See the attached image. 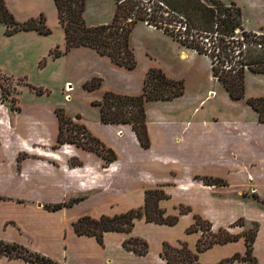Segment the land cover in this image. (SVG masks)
<instances>
[{
  "label": "crops",
  "instance_id": "obj_1",
  "mask_svg": "<svg viewBox=\"0 0 264 264\" xmlns=\"http://www.w3.org/2000/svg\"><path fill=\"white\" fill-rule=\"evenodd\" d=\"M172 1L180 11L188 6L185 0ZM222 1L228 4L230 0ZM198 2L212 6L209 0L189 1L192 6ZM232 2L241 9L235 0ZM242 24L247 30H261L264 34L262 24L258 28L248 27L244 21ZM145 25L150 31L166 34L162 29ZM47 35L36 30L20 31L3 35L0 41L6 37L18 38L25 46L35 47V60L49 52L47 64L39 67L50 66V72L63 79L66 115L84 124L92 135L113 149L117 159L106 164L97 152L76 144L65 143L56 148L60 123L56 108L60 105L39 100L37 96L32 105L20 107L16 112L0 99V196L3 197L0 239L19 242L61 264H170L161 255L163 243L178 245L186 241L195 249L203 231L186 230L195 223L197 214L210 221L214 233L226 228L232 234H242L254 222L259 223L254 255L259 264H264V202L253 196L256 193L264 199V122L247 102L249 97L264 96V88L252 93L247 85L246 97L229 99L231 110L242 109L225 117L202 113L199 108L205 98L199 103L188 102L185 93L173 99L147 102L150 147L146 148L131 123L103 122L100 107L92 102L102 100L107 91L141 94L150 68L162 69L168 77L185 82L182 76L174 74L177 66L151 59L147 69L135 72L136 67L117 65L88 46L73 47L67 54L52 58L51 44L45 45ZM173 41L183 60L191 56L208 58L174 38ZM57 45L64 47L65 34L64 44ZM76 54V66L72 68L80 72L83 86L94 77L103 80L100 87L85 89L91 94L90 110L70 105L72 93L78 87L72 78L56 69L64 67ZM103 57H108L110 62ZM250 74L264 75L247 70V78ZM210 76L214 79L213 74ZM68 85L71 91L67 90ZM23 154L25 157L19 160ZM203 177L219 178L223 183L209 185ZM154 188L163 189L167 195L160 201L166 214H179L181 206L191 209L180 215L176 226L138 218L132 231H106L103 243L96 236L76 232L74 223L83 216H114L144 206L146 190ZM75 198L82 199L58 210L45 208V204ZM239 218L244 219V225H234ZM132 236L148 240L150 250L146 255L124 247V241ZM245 250V236H241L236 241L215 244L199 258L202 264H216L236 253L244 254ZM0 264L33 263L2 256ZM235 264L247 263L236 261Z\"/></svg>",
  "mask_w": 264,
  "mask_h": 264
},
{
  "label": "trees",
  "instance_id": "obj_2",
  "mask_svg": "<svg viewBox=\"0 0 264 264\" xmlns=\"http://www.w3.org/2000/svg\"><path fill=\"white\" fill-rule=\"evenodd\" d=\"M158 1H162L166 7L160 5ZM185 1L188 6L184 11H180L172 0H156L154 2L151 0H116L117 9L112 22L92 26L87 24L84 16L87 0H54L59 23L65 31L66 42L63 48L60 45L53 48L50 56L57 58L70 52L73 47L88 46L100 54L110 57L117 65L135 68L137 62L134 51L130 46V35L134 25L138 21H143L162 29L182 45L210 57L212 74L224 86L229 95L233 99L246 97V71L264 73V49L249 48L248 53L240 58L241 50L237 51L234 48L233 39L227 38L228 33L233 32L237 27L243 26L241 9L233 3L240 14V20L234 23L233 19L235 18H231V13L227 17L221 14L224 10L230 11V8L222 0H209L212 6L200 2L192 6L189 3L190 0ZM178 15H183L186 20H182ZM173 22L180 25L184 24V26H182V29L181 27L178 28L172 24ZM0 24L5 26L6 35L28 30H36L46 35L52 32L47 25V18L44 13L20 21L9 9L5 0H0ZM183 27L185 28L183 29ZM243 34L247 35L245 30ZM209 36L213 37L208 39ZM261 40L264 43V38ZM254 42L257 44V40H254ZM47 62L48 58L45 57L40 61L39 66L44 67ZM2 78L3 75L0 71V99L2 103H5L8 99L9 90L3 85ZM102 81V78L94 77L84 83V88L87 90L96 89L102 85ZM28 85L39 95L50 93L48 89L43 87L31 83H28ZM184 93V80L170 78L161 69L151 68L147 72L144 90L141 94L128 95L107 91L102 100L93 101L92 103L100 107L103 122L131 123L140 143L147 148L150 147V136L147 127L146 103L152 100L173 99ZM247 102L258 112L259 120L264 122V96L249 97ZM9 108L16 112L21 110L19 106L12 104ZM56 113L60 122L59 144L76 143L78 146L95 151L105 159L106 164L117 159V154L113 149L108 148L99 138L92 135L84 124L77 123L73 118L68 117L64 107H57ZM76 117L79 118L80 115ZM23 157H25V154L20 155L19 160ZM202 179L209 185L223 183L219 178L203 177ZM253 196L264 202V199H261L256 193ZM166 197V193L161 188L148 189L146 190L144 206L114 216L103 215L100 218H94L86 215L74 223V228L78 234L96 236L98 241L103 243L106 231H132L138 218H145L148 222L176 224L179 217L167 215L166 211L160 207V201ZM2 199L3 197L0 196V200ZM81 199L75 198L65 202L45 204V208L58 210L65 206H71ZM190 211L189 207H180L181 214ZM195 220L196 222L188 228V231H203V236L197 244V253L193 252L187 243L174 246L165 241L161 255L168 263L201 264L199 261L200 252L213 247L215 244L236 241L241 236H245L246 250L244 254L236 253L216 264H235L236 261L259 264L257 257L254 255V243L259 230V223L254 222L253 229L245 230L242 234H232L226 228L219 229L217 233L212 232L210 221L200 215L196 214ZM244 224L243 218H239L234 222V225ZM209 236L212 238L207 240ZM123 245L138 255H146L149 252L148 241L141 237L132 236L126 239ZM2 256L11 259L23 258L33 264H61L19 242L0 239V258Z\"/></svg>",
  "mask_w": 264,
  "mask_h": 264
},
{
  "label": "rangeland",
  "instance_id": "obj_3",
  "mask_svg": "<svg viewBox=\"0 0 264 264\" xmlns=\"http://www.w3.org/2000/svg\"><path fill=\"white\" fill-rule=\"evenodd\" d=\"M5 1L15 17L20 21H25L31 17H37L41 13H44L47 18V25L52 31L45 37V39H47L45 45L48 46L51 44L50 48H54L57 44H64L65 31L59 23L54 0ZM232 1L233 0H230L226 2L228 4H225L230 8V11L224 10L223 12H221V14H224V16L227 17V15L231 13V18H235L233 19L234 23H237L240 20V14L237 11L236 7L233 5ZM235 1L242 9V23L244 21L245 24L251 28H258L261 24L264 25V0ZM116 9V0H87L84 16L88 25L96 26L106 24L112 22ZM145 23L143 21H138L134 25L130 35V46L134 51L135 59L137 62L135 72L147 69V67H149L152 62L151 59L157 60L158 62L160 61L164 65H176L177 69L174 71V74L180 75L185 79L184 99H186V101L188 102L194 101L199 103L201 99L205 98V101L199 108L200 110L202 109V113L206 115L217 114L220 117H225L229 116V113L233 112L236 115V113L242 109L237 108L235 109V111L231 110L232 108L229 102L232 97L215 77L214 79L211 78L210 75H212V67L210 63V57L206 59L204 57L191 56L187 60L181 59L178 55V46L174 44L175 42L173 41V38L161 32L150 31ZM172 24L177 26L178 28L181 27V29L182 26H184V24L180 25L179 23L176 24L175 22H173ZM242 27H237L233 32L228 33L227 35L228 39H233L235 46L234 48H236L237 51L241 50V53L239 54L240 58L248 53L249 48L252 49L253 47H255L254 45H256V42H254V40H257V43H259L262 42L261 39L264 38V34L261 30L255 32L247 30L244 27V29L242 30ZM244 30L246 31L247 35L243 34ZM0 31L1 39L3 35H6L5 26L0 24ZM211 37L213 36H209L208 39H210ZM259 49H264V47ZM48 53L49 52L44 54L40 59L35 60L37 56L35 47L25 46V44H23V41L19 40L18 38L6 37L5 40L2 38V40L0 41V71L3 75L2 83L9 90L8 99L5 102L8 107H10L12 104L25 109L26 107L34 103V100L37 96H40L37 97V99L39 100H48L51 103L60 105V107H64V105L67 103V101H65L66 88L64 87L63 79L61 77H55L50 72V69H52L50 66L42 69L38 65L39 60L43 59V57H49ZM77 56V54L76 56H72L71 58H69V61L64 65V67L57 66L56 69L62 71L65 76H69L70 78H72L74 84L78 87L76 91L72 93L73 97L70 105H73V107L79 106L82 109L90 110L91 94L89 93V91L85 90L83 84L80 83V72L75 68H72L73 65L76 66L75 61ZM103 58L105 59V61H109L108 57ZM171 59H173V61H170ZM28 83H31L35 86H43V88L48 89L50 93H44L43 96L39 95L34 89L29 87ZM245 84L246 87L248 85L249 92L255 93L256 90L258 91L259 89L264 88V75L250 74L249 78H247L246 75ZM67 90L71 91L72 88H69L68 85ZM28 91L34 94H30L28 93ZM213 93L214 95L212 96ZM13 99L14 101H12ZM62 145L63 144L57 143L55 147L59 148ZM73 162L74 164L78 163L76 160ZM180 215L181 213L176 214V216L179 217V220ZM178 222L173 225L176 226ZM250 229H253V226H251ZM186 231L188 233L195 232H189L188 229ZM206 234L208 233L206 232ZM141 238L147 240L144 237ZM211 238L212 237L209 236L207 240H210ZM181 243L187 242L180 241L178 245L172 243L170 244L179 246ZM187 245L193 252L197 253V247L195 249H192L188 243ZM201 253L202 252L199 253V257Z\"/></svg>",
  "mask_w": 264,
  "mask_h": 264
},
{
  "label": "built area",
  "instance_id": "obj_4",
  "mask_svg": "<svg viewBox=\"0 0 264 264\" xmlns=\"http://www.w3.org/2000/svg\"><path fill=\"white\" fill-rule=\"evenodd\" d=\"M151 1H156V0H151ZM158 3L160 4V5H162V6H164V7H166V5L162 2V1H158ZM182 20H186L185 19V17L183 16V15H178ZM185 27H183V29H184ZM255 47H257V48H262L263 47V43L262 42H259V43H257L256 45H254Z\"/></svg>",
  "mask_w": 264,
  "mask_h": 264
},
{
  "label": "bare ground",
  "instance_id": "obj_5",
  "mask_svg": "<svg viewBox=\"0 0 264 264\" xmlns=\"http://www.w3.org/2000/svg\"><path fill=\"white\" fill-rule=\"evenodd\" d=\"M70 88V87H69Z\"/></svg>",
  "mask_w": 264,
  "mask_h": 264
}]
</instances>
